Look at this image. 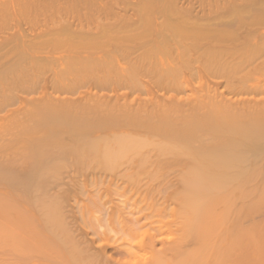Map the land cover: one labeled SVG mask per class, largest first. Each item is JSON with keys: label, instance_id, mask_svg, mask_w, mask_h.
Segmentation results:
<instances>
[{"label": "bare ground", "instance_id": "1", "mask_svg": "<svg viewBox=\"0 0 264 264\" xmlns=\"http://www.w3.org/2000/svg\"><path fill=\"white\" fill-rule=\"evenodd\" d=\"M83 1L0 44V264H264V0Z\"/></svg>", "mask_w": 264, "mask_h": 264}, {"label": "rangeland", "instance_id": "2", "mask_svg": "<svg viewBox=\"0 0 264 264\" xmlns=\"http://www.w3.org/2000/svg\"><path fill=\"white\" fill-rule=\"evenodd\" d=\"M9 2V3H7V6L5 5L6 3L5 2ZM23 2H21V0H0V10H4L3 12L2 11H0V12H2V13H0V44H1V46H2V48H3V45L4 44H6V42L8 43V41H4L3 39L5 38V40L8 38V36L11 38V37H13L14 35H15V37H18V35L16 36V34H18V33H20V34H22V35H35L37 32L38 33H40V32H42V31H44V32H47V31H51V30H53V28H50V27H52L53 26V22L55 23L56 21H59V20H64V21H69V22H76V23H79V22H83V23H87V22H89L88 20L89 19H93V17H89L90 15L88 14V16L87 17H89L88 19H86L87 17H86V13H88V12H90V10H86L85 8H84V6H83V0H65V4L64 5H66L67 6V8H68V11L67 12H62V11H60V10H56V8H52V9H48L47 7H49L48 5H47V9H45L44 8V6H43V8L41 9V7H37V8H39V10H34V7L33 6H31V5H33L31 2H30V0H22ZM136 2V0H132V2ZM1 2H4L5 4H4V6H6V7H9V8H6V7H2L3 5V3H1ZM26 2V3H25ZM27 2L30 4V5H28L27 4ZM206 4H207V2H208V6H209V1H204ZM23 3V4H22ZM199 3V4H198ZM198 6L200 5V6H202L201 4H200V2L198 1ZM17 4V5H16ZM22 4V5H21ZM27 4V5H26ZM2 5V6H1ZM9 5V6H8ZM205 5V4H204ZM17 6H19V7H17ZM26 8H25V7ZM31 8H30V7ZM186 6H187V4H186ZM197 6V7H198ZM22 7V8H21ZM33 7V8H32ZM54 7H56V6H54ZM37 8H35V9H37ZM205 8H207L208 9V7H205ZM6 9H8V10H6ZM204 10L202 7H200V8H198L197 10L199 11H202V10ZM206 9V10H207ZM209 9H210V6H209ZM208 9V10H209ZM6 10V11H5ZM63 21V22H64ZM91 21V20H90ZM35 33V34H34ZM14 37V38H15ZM32 37V36H31ZM9 38V39H10ZM10 39V41H9V43H11L13 40H15V39ZM46 38H42V39H40V42L42 41V40H45ZM48 39V38H47ZM39 40V39H38ZM37 39H36V41L39 43V41H38ZM3 42V45H2V42ZM36 42V43H37ZM10 45V44H9ZM11 45H14V44H11ZM10 45V46H11ZM10 46H8V47H6L5 49H8V48H12V46L10 47ZM1 49V48H0ZM4 49V50H5ZM13 49V48H12ZM15 49H13L12 51L11 50H9V58H10V51L12 52V56L14 55V58H15V60L17 59V57L15 56V54L17 55V52H15L14 51ZM7 51V50H6ZM6 51H4V53H2L3 52V50H2V52L0 53V55L1 54H6L7 52ZM6 52V53H5ZM15 52V53H14ZM18 56V55H17ZM8 58V59H9ZM13 58V59H14ZM27 73H25L24 75L25 76H27L26 75ZM30 75H31V73L30 72H28V76L29 77H25L24 76V79H25V81H27V79L28 78H30ZM35 75V74H34ZM33 76V75H32ZM199 76V75H198ZM198 76L196 77V78H194L193 80H196L197 81V78H198ZM205 76H207V75H204V77ZM258 76V75H257ZM255 74L252 76V78H254V79H257V78H259V76L257 77ZM34 77V76H33ZM33 77H32V80H33ZM49 77V75H47V78ZM257 77V78H256ZM27 78V79H26ZM35 78V77H34ZM41 78V77H40ZM43 78V77H42ZM41 78V79H42ZM147 78V77H146ZM145 78V79H146ZM200 78V77H199ZM210 79H209V81H210V83L209 84H211L212 86L216 83L215 81H217L216 79H213L212 80V78L211 77H209ZM251 78V79H252ZM46 79V78H45ZM149 77H148V85H149V87L151 86V88H153V85L150 83V82H152L151 80L149 81ZM202 79H203V77H201V79H198V87L196 86L195 87V85L193 84V83H195V81H193L192 82V84H191V86H194L195 88H192L191 87V89L193 90V89H195V90H193L194 91V93H193V95H195L196 96V94H195V91L197 90V92L196 93H198V92H201L202 91V89H203V87L204 86H207L206 84H208V82L209 81H207V79H206V77H205V81H203V83L205 84H202ZM254 79H252L253 81L252 82H254ZM29 80V79H28ZM152 80H153V78H152ZM143 81H144V83H145V80H144V78H143ZM155 81H156V79H155ZM200 81V82H199ZM221 81V80H220ZM40 83H44V81H41ZM153 83L155 84V82L153 81ZM45 84V85H44ZM44 84H41V87L40 88H42V85H44V87L48 84H46V83H44ZM146 84H147V81H146ZM151 84V85H150ZM218 84H220V86L218 85ZM216 83L215 85H214V88L215 89H217V91L218 92H220V94H221V92L222 91H219V89H221V90H223V93L227 96L228 94H229V96H231V94L230 93H227L226 94V89L224 90L223 88V86H225V85H221V84H223V80H222V83L221 82H219V83ZM252 84V83H251ZM87 86H86V89H84V90H88V88H89V86H88V84H86ZM115 86H116V84H114ZM114 85H112V87H110L109 89L112 91V88L113 87H115ZM155 85H157V84H155ZM154 85V86H155ZM199 85H201V86H199ZM49 86V85H48ZM219 86V87H218ZM156 87V86H155ZM155 87H154V89H155ZM200 87H202V89H201V91H199L200 90ZM218 87V88H217ZM221 87H223V88H221ZM157 88V87H156ZM109 89H106L107 90V92L109 93L110 91H109ZM153 89V90H154ZM142 90V89H141ZM140 90V91H141ZM143 90H144V92L146 91L145 90V88H143ZM143 90H142V92H143ZM157 90H158V88H157ZM205 90V89H204ZM81 91H83V89L81 90ZM140 91H136L135 93H133L131 96L133 97V95H137V92H139V94L140 95H142L141 94V92ZM40 92V91H39ZM87 92V91H86ZM102 92H104L105 93V90H102ZM101 92V93H102ZM106 92V93H107ZM125 92H127V90L125 91ZM147 92V91H146ZM154 92H156V89H155V91ZM191 92V91H190ZM189 91L188 92H186V94L187 95H189V93H190ZM227 92H229V91H227ZM100 93V92H99ZM103 93V94H104ZM105 93V94H106ZM107 93V94H108ZM122 93H124V91H122ZM163 93V92H162ZM192 93V92H191ZM222 93V94H223ZM111 95H112V92L110 93ZM110 94H108V95H110ZM156 94H158V95H161L160 94V92L158 91V93H156ZM199 94V93H198ZM24 94H22L21 93V96H23ZM86 95H87V93H86ZM192 95V94H191ZM192 95V96H193ZM25 97L27 96L26 94L24 95ZM23 96V97H24ZM32 96H34V95H32ZM36 96H40L39 94H37ZM35 96V97H36ZM101 96V95H100ZM139 96V95H138ZM142 96H148V94L147 93H145V95H142ZM184 97H185V94L183 95ZM229 96H227L228 97V99L230 98ZM131 97V98H132ZM141 97V96H140ZM191 97V96H190ZM29 98H31V96H29ZM75 98H77V97H75ZM137 98V97H136ZM148 98H150V97H148ZM148 98H147V100H148ZM186 98V97H185ZM233 100H235V98L236 97H231ZM132 99H134V97L132 98ZM141 99H142V97H141ZM144 100H145V97H144ZM17 106V105H16ZM16 106H14V107H16ZM20 107H22V106H18V107H16V108H13L12 107V109H16L17 110V108H20ZM119 184H121L120 182H119ZM176 185V186H175ZM174 186L175 187H173L175 190L174 191H176V190H178V189H176V188H179V186L177 185V184H175ZM67 188V187H66ZM173 188L171 189V190H173ZM131 195H132V193H130ZM82 195H80L79 196V199L80 200H82L81 202H84L85 200H86V196H82ZM127 196H130L129 195V193H128V195ZM106 200V199H105ZM83 205V204H82ZM108 208H109V211L111 210L110 208H111V205H108ZM260 217V216H259ZM263 217V218H262ZM69 221L71 222V224H74V223H76L75 224V227H73V230H76V229H81L80 228V224H79V222L77 221V220H75V219H69ZM256 221L257 222H255V221H251V222H249V223H254V224H258V222L259 223H261L262 221H264V213L261 215V217L260 218H258V220L256 219ZM77 225V226H76ZM72 226H74V225H72ZM78 231V230H77ZM77 233L78 234H80V233H82L81 231H78V232H76V235H77ZM77 236H79L78 238H83V234L80 236V235H77ZM92 238L93 237H91V236H88L87 237V240L88 241H90V240H92ZM90 243H91V241H90ZM100 245L102 246V244H100V243H97V246L98 247H100ZM94 246V245H93ZM92 246V247H93ZM95 246H96V244H95ZM93 247V249L95 250V251H99L100 249L98 248V247ZM108 246H106V251H107V253H108V251H109V256L110 255H112V256H110V258H112V259H114V256L115 255H118L119 257H121L120 255H119V253L117 254V252L116 251H114L115 249L114 248H111L110 246L107 248ZM9 247H5L4 248V246H2V247H0V262H1V259H2V262H4V261H9V262H11L12 263V261L15 263H18L19 262V260H20V257H19V252L16 254V253H14L15 251H12V248H11V250H9L8 249ZM98 248V249H97ZM3 249H6V250H8V251H10L11 253H9L8 254V251H5V250H3ZM102 249V248H101ZM103 249H104V247H103ZM114 249V250H113ZM3 252H2V251ZM113 251V252H112ZM116 252V253H115ZM7 253V254H6ZM115 253V255H113ZM8 255V256H7ZM14 255V256H13ZM16 255H18V257H15ZM20 256H22L21 254H20ZM117 256V257H118ZM8 257H10L9 258V260L7 259ZM11 257H12V259H11ZM116 257V258H117ZM119 257H118V259H119ZM114 259V260H117V259ZM4 259V260H3ZM11 259V260H10ZM14 259V260H13Z\"/></svg>", "mask_w": 264, "mask_h": 264}]
</instances>
